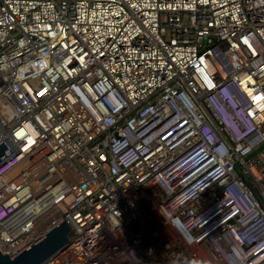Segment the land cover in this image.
<instances>
[{
	"label": "built area",
	"instance_id": "built-area-1",
	"mask_svg": "<svg viewBox=\"0 0 264 264\" xmlns=\"http://www.w3.org/2000/svg\"><path fill=\"white\" fill-rule=\"evenodd\" d=\"M2 140L4 254L264 264V0H0Z\"/></svg>",
	"mask_w": 264,
	"mask_h": 264
},
{
	"label": "water",
	"instance_id": "water-1",
	"mask_svg": "<svg viewBox=\"0 0 264 264\" xmlns=\"http://www.w3.org/2000/svg\"><path fill=\"white\" fill-rule=\"evenodd\" d=\"M11 152L2 140L0 142V162ZM16 216L17 214H14L5 223L16 218ZM70 231V224L67 221H63L14 257L4 254L0 249V264H40L68 246Z\"/></svg>",
	"mask_w": 264,
	"mask_h": 264
},
{
	"label": "bare ground",
	"instance_id": "bare-ground-1",
	"mask_svg": "<svg viewBox=\"0 0 264 264\" xmlns=\"http://www.w3.org/2000/svg\"><path fill=\"white\" fill-rule=\"evenodd\" d=\"M13 221H14V220H11V221H10V224H12V223H13Z\"/></svg>",
	"mask_w": 264,
	"mask_h": 264
}]
</instances>
